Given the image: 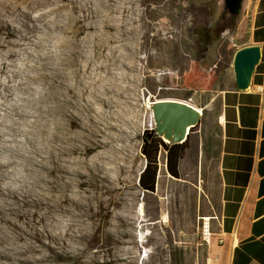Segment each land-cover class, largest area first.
Here are the masks:
<instances>
[{"label": "bare ground", "instance_id": "bare-ground-1", "mask_svg": "<svg viewBox=\"0 0 264 264\" xmlns=\"http://www.w3.org/2000/svg\"><path fill=\"white\" fill-rule=\"evenodd\" d=\"M92 28L88 0H0V264L134 261L116 250L135 240L137 157L103 121L106 95L121 98L122 33Z\"/></svg>", "mask_w": 264, "mask_h": 264}, {"label": "rangeland", "instance_id": "rangeland-1", "mask_svg": "<svg viewBox=\"0 0 264 264\" xmlns=\"http://www.w3.org/2000/svg\"><path fill=\"white\" fill-rule=\"evenodd\" d=\"M243 2L233 10L227 0H88L94 25L89 32H103L105 39L119 26L122 33L121 98L115 102L113 92L106 95L108 117L103 121L109 133L115 132L111 124L118 127L123 134L119 143L137 157L139 215L133 236H124L135 240L116 250L123 260L134 259L131 264H209L211 243L203 239L202 225L205 216H212L218 190L217 88L234 72V55L245 32L240 27ZM104 52H109V44ZM197 67L216 74L211 89L186 90L173 84V77ZM107 77L112 79L111 73ZM160 99L185 101L203 113L188 133L180 177L169 173L167 151L161 147L156 188L146 192L139 182L147 162L143 144L147 137L164 140L152 117L153 103ZM125 196L129 201L130 195Z\"/></svg>", "mask_w": 264, "mask_h": 264}, {"label": "crops", "instance_id": "crops-1", "mask_svg": "<svg viewBox=\"0 0 264 264\" xmlns=\"http://www.w3.org/2000/svg\"><path fill=\"white\" fill-rule=\"evenodd\" d=\"M240 27L237 50L257 45L261 58L245 88L235 72L217 88L218 190L209 264H264V0H244Z\"/></svg>", "mask_w": 264, "mask_h": 264}, {"label": "water", "instance_id": "water-1", "mask_svg": "<svg viewBox=\"0 0 264 264\" xmlns=\"http://www.w3.org/2000/svg\"><path fill=\"white\" fill-rule=\"evenodd\" d=\"M227 1L230 8L235 10L240 7L242 0ZM260 58L261 50L257 45L244 46L236 51L233 60V68L239 88H245L247 86V78L252 74ZM152 108L153 112L156 114V120L159 122V124L156 125V129L161 136H163V132L168 128H174L183 133L185 127L189 123L194 122L195 124L193 126H195L200 121L202 114L195 106L176 99L156 100ZM187 137L188 135L186 139ZM171 142L181 143L183 141H181V136L178 135L177 138Z\"/></svg>", "mask_w": 264, "mask_h": 264}, {"label": "trees", "instance_id": "trees-1", "mask_svg": "<svg viewBox=\"0 0 264 264\" xmlns=\"http://www.w3.org/2000/svg\"><path fill=\"white\" fill-rule=\"evenodd\" d=\"M217 79L213 71L195 68L184 73L181 77H173L175 86L186 90H209ZM167 151V169L174 177H180L179 164L187 147V140L182 143H169L160 137L144 138L143 153L146 155V167L140 175V186L146 192H154L156 188L158 162L157 155L159 148Z\"/></svg>", "mask_w": 264, "mask_h": 264}, {"label": "built area", "instance_id": "built-area-1", "mask_svg": "<svg viewBox=\"0 0 264 264\" xmlns=\"http://www.w3.org/2000/svg\"><path fill=\"white\" fill-rule=\"evenodd\" d=\"M211 220L209 217L205 216L203 218V225H202V235L203 239L207 241L208 244L211 243L212 240V226H211Z\"/></svg>", "mask_w": 264, "mask_h": 264}]
</instances>
